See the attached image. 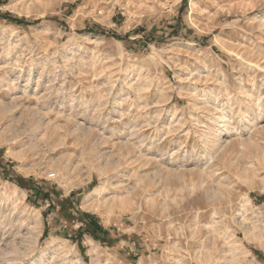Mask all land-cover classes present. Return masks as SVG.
I'll return each mask as SVG.
<instances>
[{
    "label": "rangeland",
    "instance_id": "obj_1",
    "mask_svg": "<svg viewBox=\"0 0 264 264\" xmlns=\"http://www.w3.org/2000/svg\"><path fill=\"white\" fill-rule=\"evenodd\" d=\"M0 264H264V0H0Z\"/></svg>",
    "mask_w": 264,
    "mask_h": 264
},
{
    "label": "trees",
    "instance_id": "obj_2",
    "mask_svg": "<svg viewBox=\"0 0 264 264\" xmlns=\"http://www.w3.org/2000/svg\"><path fill=\"white\" fill-rule=\"evenodd\" d=\"M46 195H47V197H49L48 194H46ZM71 197L65 199L64 203L62 204V207H61V214L66 216L67 218H72L71 216H73V214H71L68 211V208H65L66 204H68L69 207H72L73 203L71 201L72 200ZM82 215L87 218V221L84 222L83 220H80L83 223V225H85V228L84 229L81 228L78 231V234H79L78 238H82L84 233H89L95 239H99L102 242H107V238L106 237H107L108 233L106 232L104 237L101 238V236L99 234H100V231H102L103 227L99 224V221L96 219V217L93 214H90V213H84Z\"/></svg>",
    "mask_w": 264,
    "mask_h": 264
},
{
    "label": "built area",
    "instance_id": "obj_3",
    "mask_svg": "<svg viewBox=\"0 0 264 264\" xmlns=\"http://www.w3.org/2000/svg\"><path fill=\"white\" fill-rule=\"evenodd\" d=\"M51 176H53V175H51Z\"/></svg>",
    "mask_w": 264,
    "mask_h": 264
}]
</instances>
